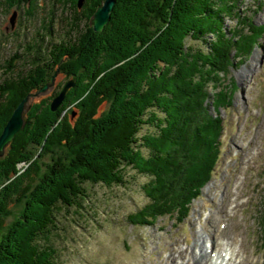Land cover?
<instances>
[{
  "label": "rangeland",
  "instance_id": "rangeland-1",
  "mask_svg": "<svg viewBox=\"0 0 264 264\" xmlns=\"http://www.w3.org/2000/svg\"><path fill=\"white\" fill-rule=\"evenodd\" d=\"M117 1L104 29L97 31L92 24L95 12L93 15L87 12V8L92 6L89 0H0V84L6 86L24 77L28 84L33 82L34 85L35 80L38 83L25 97L24 121L20 132L26 130L32 141L29 146L31 154L27 158L29 162L19 165L20 173L28 169L29 164L34 167L37 165L41 168L44 178L47 164L59 155L71 157L66 162L73 163V153L57 147L52 148L53 153L42 157L47 138L44 128H48V133L58 131L65 119L74 124L80 113L77 104L84 101V96L77 95L79 91L81 95L85 93L79 88L83 89L84 84H89L90 75L92 78L94 73L102 68L100 65H107L114 59L110 50L116 49V53L128 52L130 41L122 40L123 35L114 30H119L117 19L121 14H128L127 8L131 7V2L126 3L128 7L122 8L121 3V6L115 9ZM210 3L221 7L226 4L228 8L233 4L235 12L232 17L224 16L223 29L230 39H238L237 43L234 42L236 45L244 47L243 41L247 44L245 55H241L237 49H232L234 44L227 55V70L217 76V79L214 77L215 80L210 84L209 81H204L203 88L201 87L198 93L199 97L207 95L201 108L206 107L211 118H223L225 125L222 153L212 180L202 188L201 195L194 199L190 214L182 222L176 213L160 216L155 222L152 221L154 218H150L153 224L143 221L147 215L142 214L153 213V208L161 206L162 202L167 208L174 205L179 195L181 198V191H185V196L190 195L191 193L186 194V191L193 192V188H188L186 184L193 177L194 168L197 165L200 168L202 165L200 160L196 164L192 162L188 173V169L183 168L181 162L178 164V156L175 157L177 153L184 152L171 149L168 157L159 154L161 160L154 161L158 170L156 174L140 172L143 169L152 170L147 160L151 158L149 145L155 144V136L162 133L165 139L176 137L166 125L171 123L169 119L176 121L182 116V113L178 114L174 108L178 113L172 118H167L168 115L165 117L162 109L151 107L144 115L145 123L142 124L138 135L142 137V141L137 144L139 149L136 150V161L133 159V163L125 167V182L107 185L86 181L88 198L82 201V207L63 208L60 205L58 212L62 214L59 215L57 224L61 230L59 235H54L52 239L58 251L56 264H206L207 259L202 258L200 253V250L204 251V241L208 238L204 233L206 230L211 233L213 239L224 238L225 242L232 243L235 237L233 240L246 249L247 256H251V264H264L259 222L260 215L264 212V32H253L255 36L249 40V35L244 34L248 32L244 29L245 25L254 29L264 24V0H226L224 3L223 0H212ZM226 6L224 8L230 12ZM114 10L116 16L113 14ZM125 22L126 25L130 24V21ZM242 32L245 37L239 38ZM214 36L209 35L205 41L193 40L191 43L195 49L201 47L208 52L205 58L210 63L217 64L216 56L208 51L210 45L218 44ZM183 38L179 40L182 45L178 50L190 53L187 48L189 40L186 36ZM250 42L253 43L252 46ZM147 45L149 43L143 48ZM81 47L83 50L75 63L71 58H62V49L73 53ZM132 50L135 54L130 56L127 62L132 63L133 70L139 74L138 78L131 76L129 80L130 85L138 83L136 88H140V91L135 92L136 95L149 91L147 89L151 88L150 85L154 81L159 84L156 80L160 81L161 75L167 79L169 73L173 75V72H176L173 65L168 68V64L163 60L157 62V68H152L150 62L144 65L141 62L143 60L139 59L143 50ZM139 63L144 67L141 68ZM112 69L113 66L107 65L104 71L107 73ZM144 73L145 75H142ZM71 82L73 84L67 88L63 100L54 109L52 103L55 101V93H61ZM207 85L209 90L205 94ZM170 86H173L174 90L177 88L172 84ZM227 87L234 91L232 106L216 108L215 93ZM121 88L124 90L120 91L115 100L109 99L99 106L96 114L101 120L99 125H107L106 118L114 120L113 118L121 116L122 110L131 102L127 95L132 92L131 88L126 90V93L124 86ZM9 91V86H6L3 92L0 90V103L7 100ZM209 93L211 98L208 97ZM148 97L150 96L145 99ZM199 97L197 99L201 101ZM132 100L135 101V98ZM196 101H191L190 104L193 106V115L195 111L197 113V104H194ZM39 120H44L43 129L38 127ZM98 127L97 136L100 134ZM178 132L179 139L183 141L182 131ZM8 146L0 155V162ZM95 151L97 148L93 146L86 151L85 156L95 155ZM173 162L177 163L172 165ZM77 163V166H80V162ZM173 166L177 168L176 175L170 174ZM74 168L70 166L74 176L83 174V170H77V173ZM163 169L166 172H163ZM184 174L188 176L182 180L181 176ZM15 181V178L5 181L0 179V221L3 219L5 223L0 232V264L14 263L8 260L7 253L16 255L18 252L19 243L25 239L27 233H24L27 232L29 221L41 206L40 199L42 192H45L40 181L29 191L25 190L27 182L19 180L13 183ZM155 182H161V187L152 188ZM235 204L238 206L234 208ZM210 254L208 252V255Z\"/></svg>",
  "mask_w": 264,
  "mask_h": 264
},
{
  "label": "trees",
  "instance_id": "trees-1",
  "mask_svg": "<svg viewBox=\"0 0 264 264\" xmlns=\"http://www.w3.org/2000/svg\"><path fill=\"white\" fill-rule=\"evenodd\" d=\"M103 1L104 0H89L92 6L87 8V12L89 11L88 13L93 15L97 6L101 5ZM191 1L192 0L117 1L115 9L121 5V7L124 8V6H127L126 3L131 2V7L127 6L128 14L117 16L119 18L117 19L119 22L117 23V28L119 30H114L119 31L120 34L123 35L122 40L125 39L130 41L128 52L119 51L116 53V49L115 51L110 50V53H112L111 55L113 56L114 54V59H112L110 63H107V65L110 67L113 66L112 71L106 73L104 71V69L107 68L106 63L100 65L99 67L102 68L98 69L94 75L92 74V78L91 75L90 77L88 76L89 84H84L83 89L79 88L85 93L81 95L79 89L77 90L79 91L77 95L80 97L84 96V101L77 104V107L80 108V113L74 124H70V122L65 119L62 121V128L60 130H53L48 133V128H44L45 124L43 122L45 119L42 122L41 120L38 121V127L41 129L44 128V133L47 132L42 157L48 153H53L54 150H52V148L57 147L64 149L66 152L73 153L71 154L75 156L73 163L70 162L67 164L66 162L71 157L59 155L55 156L52 162L47 164V171L43 175L44 178H42L41 175V168L37 167V165L34 167L32 164H29L27 167L28 169L20 173L21 169H19V165L23 162H29L27 158L29 154H31L29 146L32 139L28 137V132L23 130L7 147L3 160L0 162V179L2 181L13 178L17 179V181L13 183L19 180H22V182L25 181L27 182L25 184L26 191L32 189L36 182L40 181L45 189L40 199L41 206L37 212L34 213V217L29 221L27 232L24 233L25 235L27 233V235L25 239L19 243L18 252L16 255H13V253L8 255L7 253L8 260L13 261V264H56V261H58V251L52 239L54 235H59L61 230L57 224L60 220L59 215L62 214L58 212L61 209L60 205L63 206V208L74 206L76 208L82 207V201L88 198V191L85 187L86 181H92L93 183L102 182L107 185H112L114 183L123 184L125 182V167L130 166L131 163H133V159L136 161L135 155L138 154L136 150L139 149V145L137 144L142 141V137H138V135L142 124L145 123L143 120L144 115L147 113V110L154 106L159 110L162 109L163 113H165V117L168 115L167 118H172L178 112V114H183L176 121L169 119L171 123H169V126L166 125V128H170L169 130L173 131L176 135V137L168 138L170 142L168 139L164 138L162 133H157L158 135L155 136V144L153 145L151 143V145H149L150 155H148L151 158L147 161H149L152 170L143 169L140 172L156 174L158 170L156 169V162L154 161L161 160L159 154L168 157L171 153V149L184 152V154L177 153L175 157L177 158L178 156V159H175L178 164L181 162L183 168L188 169V173L189 168L193 164L199 162V160L202 161V165L200 168L198 165L195 168L193 167V177L189 179L186 184L188 188L191 186L193 188V192L191 190H189L190 192L186 191V194L191 193L190 195L185 196V191L180 190L182 192V199L179 195L177 202L169 208L165 207L162 202L161 206L157 205L153 208L151 211L153 213L142 214L144 216L147 215L143 221L153 224L160 216L174 215L175 213L178 214L179 221H183V219L186 218L190 211V203L194 198L200 195L202 188L209 181L214 171L221 151V137L224 130L221 117L217 116L211 118L209 117L210 114H208L207 108H201V104L204 98H207V95H201L199 97L198 93L200 88H203L204 81H209L208 83L210 84L215 80L214 77L217 79V76L227 70L229 65L227 55L231 47L235 44L234 42H238V39L236 41L230 39L223 30L225 26L224 16L227 15L228 17H232L235 12L233 4L229 3L230 6L228 4L230 8H228L226 4L224 5L230 10L229 12L224 6L221 7L220 5L211 4L210 1L212 0H195V2L192 1V5ZM224 2H226V0H223V3ZM114 12L115 10L113 14ZM114 16L116 15L114 14ZM117 17H115V20ZM125 21H130L131 25L127 24V26ZM244 29L248 31L244 33L245 36L249 35L247 40L255 36L253 32L257 31L260 34L264 32L263 25L254 27V29L251 27L249 29L248 26L245 25ZM179 30L182 33H180ZM237 30L240 32L239 28ZM209 35H215L214 37L218 41L217 45H210V50L208 49V51L213 52L214 56H216L217 64L214 62V64L210 63L205 58L208 52H205L201 47L195 49L194 45L191 43L193 40L205 41L208 39ZM185 36L186 39L189 40L186 41L190 43L187 47L190 53H183L178 50L182 45L179 40H183ZM245 36L242 32L239 38ZM175 41H177V43L174 45L173 43H175ZM146 43H149V45L143 48ZM244 43L246 44V42ZM252 44L253 43H251L250 46H252ZM131 48H134L136 52L143 50L140 53L141 56L139 59L143 60L141 62L144 65L150 62L152 68H157V62L163 60L165 64H168V68L173 65L175 67L174 71L176 72H173V75L169 73L167 79L164 75H161L160 81L158 79L156 80L159 84H156L154 81L150 85L151 88L147 89L149 91H143V93H145L143 95H136L135 92L140 91V88H136L138 83L134 82L133 85L129 84L131 76L133 78H138L137 75H139L133 70L132 63L127 62L129 57L135 54ZM232 49H237L241 55H245L244 52L247 49V44L244 45L243 48L242 45L235 44ZM82 50L83 48L81 47L75 52L70 53L67 49H62V58H71L72 62L75 63L79 59L78 57ZM138 65L141 68L144 67V65L140 63ZM217 73L219 74L217 75ZM142 75H145V73ZM26 77L28 78V76ZM171 84L177 86V88L174 90V87L170 86ZM37 85L38 83L36 80L34 81V85L33 82H29L28 84L25 77L18 82H11L6 85L9 86L11 91H9L10 93L7 100L0 103V135L15 108ZM6 86L5 84H0V90L2 92L5 91ZM90 86L93 87L87 89V87ZM122 86L125 88V93L127 92L126 90L130 88L132 91L127 94L128 100H131V102H128L129 108H127L128 106H124L126 108L122 110L121 116L113 118L114 120L105 117L106 120H108L106 121L107 125H99L101 120L96 116L99 106L109 99L115 100L120 91L124 90L121 88ZM207 90H209L208 85L205 88V94H207ZM218 92L214 95L216 101L215 107H230L232 105L234 92L231 87L223 88L219 93ZM58 94L59 92L57 91L54 96L56 97ZM147 96L150 97L146 100L145 97ZM133 97L135 101L132 100ZM198 97L201 98V101L197 99ZM208 97L211 98L210 93ZM191 101H196L194 104H197V113H195V111L194 115L192 114L193 106H190ZM174 108L178 111L177 113L173 110ZM167 118H165V121ZM98 125L101 127L99 128ZM97 127L100 129L99 136L96 135L98 132ZM178 130H181L183 133V141L179 139ZM163 131L165 132L166 130L163 129ZM93 146L97 148V151L94 153L95 155L85 156L86 151ZM168 146L170 148H168ZM76 161L80 162V166H77L78 163ZM177 162L171 164L175 165ZM192 162L194 163L192 164ZM70 166L75 167L74 170L76 169V172L77 170H83V174L79 173L78 176H74ZM173 168L174 170L170 171V174L176 175L177 168L175 166H173ZM164 170L165 169H163V172H166ZM58 175L62 177L59 178ZM185 176L188 175L184 174L181 176L182 180H185L183 179ZM169 178H171L170 175ZM159 184H161V182ZM159 184L155 182L154 185L152 184V188H154V186L161 187ZM23 196L24 194L21 195V197ZM18 200L19 199H16V201ZM150 218H154L152 220L154 221L153 223L150 221ZM4 227L5 223L3 219H1L0 232ZM9 230H11V227Z\"/></svg>",
  "mask_w": 264,
  "mask_h": 264
},
{
  "label": "water",
  "instance_id": "water-1",
  "mask_svg": "<svg viewBox=\"0 0 264 264\" xmlns=\"http://www.w3.org/2000/svg\"><path fill=\"white\" fill-rule=\"evenodd\" d=\"M115 3L116 0H105L102 5L98 6L94 13V17L92 18V24L95 30L102 31L104 29V25L109 21ZM72 84V82L68 83L67 86L61 91V93H59L55 97V101L52 103L54 109H56L57 106L61 103L65 96L67 88ZM25 101L26 98L18 104L8 122L4 126V129L0 135V155L4 153L5 147L15 139V137L23 127Z\"/></svg>",
  "mask_w": 264,
  "mask_h": 264
},
{
  "label": "bare ground",
  "instance_id": "bare-ground-1",
  "mask_svg": "<svg viewBox=\"0 0 264 264\" xmlns=\"http://www.w3.org/2000/svg\"><path fill=\"white\" fill-rule=\"evenodd\" d=\"M179 2V1H178ZM257 3V2H256ZM213 4V3H212ZM178 5V4H177ZM183 5V4H182ZM178 8V7H177ZM230 8V7H229ZM178 10V9H177ZM179 15V14H178ZM177 15V16H178ZM178 18V17H177ZM207 20V19H205ZM209 22V21H208ZM207 22V23H208ZM244 22V21H243ZM211 23V22H210ZM264 26V24H261ZM259 25V26H261ZM177 27V26H176ZM181 27V26H180ZM208 27V26H207ZM183 28V26H182ZM198 28V27H197ZM212 28V27H211ZM210 28V29H211ZM199 29V28H198ZM204 29V28H203ZM215 29V28H214ZM181 30V29H180ZM213 30V29H212ZM224 30V29H223ZM173 32V31H172ZM225 32V30H224ZM257 32V31H256ZM182 33V32H180ZM220 33V32H219ZM177 34V33H176ZM223 34V33H222ZM225 34L227 35L228 33L225 32ZM174 35V34H173ZM178 35V34H177ZM175 35V36H177ZM220 35V34H219ZM180 36V35H179ZM249 38V37H248ZM216 40V38H215ZM246 41V39H245ZM165 42V41H164ZM169 42V41H168ZM171 42V41H170ZM175 43H177L175 41ZM220 43V42H219ZM251 43V42H250ZM167 44V43H166ZM174 44V43H173ZM227 44V43H226ZM244 44V41H243ZM249 44V43H248ZM175 45V44H174ZM246 45V44H245ZM250 47V46H249ZM243 48V46H242ZM243 50V49H241ZM246 51V50H245ZM239 52V51H238ZM225 54V53H224ZM236 56V55H235ZM247 56V55H246ZM68 73V72H67ZM88 77V76H87ZM79 82V81H78ZM91 91V90H90ZM122 97V96H121ZM120 98V97H119ZM28 102V101H27ZM183 114V113H182ZM182 142V141H181ZM174 170V168H173ZM166 186V185H165ZM174 186V185H173ZM169 190V189H168ZM165 194V193H164ZM177 196V195H176ZM172 197V196H171ZM170 197V198H171ZM175 197V196H174ZM164 198V197H163ZM173 200V198H171ZM184 199V198H183ZM169 200V199H168ZM185 202V201H184ZM183 203V202H182ZM181 204V203H180ZM237 207V204L234 206V208ZM233 209V207H231V210ZM204 231V229L202 230ZM206 236H208V238L204 241V251L200 250L202 258L207 259V262H211V259H215L217 261H223L225 264H251V260L249 259L250 257L247 256L246 254V249H244L243 247L239 246L237 244V242L235 240L232 239V243L231 242H225L224 238H222L221 240H219L218 238L213 239V236L211 235V233L207 232V230L204 232ZM203 237V236H202ZM209 248H213L212 251H216V256L213 255H208L209 252ZM225 254V256L223 255ZM205 259H201V261L205 260Z\"/></svg>",
  "mask_w": 264,
  "mask_h": 264
}]
</instances>
